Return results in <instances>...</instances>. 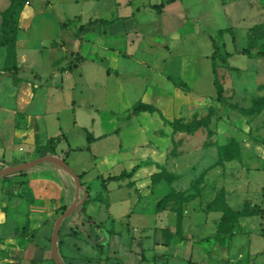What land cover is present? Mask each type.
<instances>
[{
  "label": "rangeland",
  "instance_id": "374dc122",
  "mask_svg": "<svg viewBox=\"0 0 264 264\" xmlns=\"http://www.w3.org/2000/svg\"><path fill=\"white\" fill-rule=\"evenodd\" d=\"M28 1L18 23L22 78L17 84L11 73L0 78V170L54 155L58 142L88 145L86 127L106 135L92 144L109 156L95 160L91 152L74 151L67 163L87 170L94 177L90 194L101 195L105 186L95 177L125 172L141 142V164L150 167L151 181L164 183L161 207L175 219L177 241L166 248L150 232L134 240L125 219L115 225L122 236L85 223V241H76L79 264H264V218L236 215L252 204L264 210V56L258 54H264V0H174L160 12L150 6L166 0ZM16 2L0 0V25ZM117 18L124 19L126 33L109 27L116 22L81 29L89 20ZM54 39L68 46L61 65L74 66L49 78L52 61L63 54L51 47ZM214 42L219 54L213 56ZM5 54L0 46V57ZM32 70L43 78L36 79L39 89L33 87V105L43 114L25 104ZM138 100L157 111L131 114ZM187 124L196 128L184 130ZM24 171L0 177V264H54L51 244L41 258L44 239L37 231L33 241L30 226L33 221L38 230L50 207L57 214L70 208L77 184L47 161ZM83 198L80 189L78 201ZM116 198L111 201L122 210ZM72 218L62 234L66 224H75ZM60 255L69 263L62 247Z\"/></svg>",
  "mask_w": 264,
  "mask_h": 264
},
{
  "label": "crops",
  "instance_id": "0c3cea01",
  "mask_svg": "<svg viewBox=\"0 0 264 264\" xmlns=\"http://www.w3.org/2000/svg\"><path fill=\"white\" fill-rule=\"evenodd\" d=\"M153 4H156V3H152V5ZM134 14H135L134 11L131 12V14L130 13L124 14V15L119 14V18H125L128 15L133 16ZM23 16L24 15L22 12L21 21H22ZM119 18H117V20L115 21L116 23L114 25H111L109 27H117L118 28V34L119 33H126V26L124 24V19L120 20ZM1 22H2V20H1ZM0 28H1V25H0ZM133 29L137 30L138 27L133 28ZM114 35H116V34H114ZM114 35H112L110 37H114ZM17 39H18V35H17ZM63 41L64 40L54 39L51 42V47L52 48H62L63 54H62V57L60 59H55L52 61V65L55 68V70H54V72H51L49 74V78H53V76H56L57 74H59L56 71L66 72V71H64L66 66L61 65V64H62V62H65L64 57L67 53L66 49L68 46H67V44H64ZM52 44H54V45H52ZM16 52H17V63L20 67V71L18 72V81L15 82L13 79V76H12V80L17 84V83H19L20 79L22 78V77H20L19 74L22 70V67L20 66V63H21L20 59L23 58V56L20 57V55L18 53L17 45H16ZM7 54L8 53H7V49H6V54L3 55V57H0V66H2V64H3V67H4ZM22 60H24V59H22ZM57 61L59 63H56ZM3 67H0V68H2L1 70L4 73ZM5 74H7V73L5 72L4 75H0V78L3 76H6ZM28 78H30L32 80V82H29V84L31 86L30 87L31 93H30L29 98L26 96V99L28 98L27 99L28 101H26L25 104H27L29 102L28 103L29 107H31L33 109V107H34L33 104H34V101H35L37 93H38V90L34 91L33 87L36 89H39L41 86V83L37 82L36 79H41V81H43V78H42V75L35 70H32V75L31 76L29 75ZM167 85H170V82ZM154 90L159 91L157 89H154ZM144 93H146V91H144ZM155 93L156 92H154V94ZM155 95H157V94H155ZM138 102H143V101L138 100L136 103H138ZM136 103H134L132 105V108ZM143 103H145V102H143ZM147 104H149V103H147ZM151 105H154V104H151ZM34 110L37 111V113H41V114L44 113L42 110H36L35 107H34ZM84 128L87 132V136L89 133H92L88 128H86V127H84ZM65 133L67 134V132H65ZM93 135L95 137H98L96 134H93ZM67 136H68V140L70 141L69 134ZM140 143L136 142L133 149H132V154H129V156H128L129 157V159H128L129 163H128L127 167L125 168L126 170L124 169L125 172H119V173L99 172V174L95 177V178H99V177L102 178L101 181H103V185L105 186V189H104V191H102L101 195H99V194L95 195L96 193L95 194L93 193V195L90 194L91 192L89 191L88 184H91L90 181L94 177L92 176V178H91V176H89V172L87 170L81 169V170L77 171V169H73L71 167L78 175L82 176L81 183L84 187H85V185L83 183L87 182L86 183L87 188L85 187V189L87 191V197L90 196V201L85 205L84 210H82L80 214L77 215L76 213H73L70 215V217H73L72 219H76V222L74 225H72L74 220L70 221L69 224H66L63 234H62V228H63V225H64L66 218L63 220V223L61 225L60 233H59V237H58V251H59V255H60L61 254V247L64 248L65 256L68 258L69 263L65 262L61 255H60V257L65 264L82 263V262L77 261L76 250L79 249V247H78V243L76 241H77V239L80 241H85L84 234L85 233L88 234V231H86V230L83 231L84 227H82V226L85 223L90 224V225H92V224L96 225L97 224L98 228L107 229L109 231V233L112 235L122 236L123 232H124L123 229L120 230L118 228H115V225L117 222H122L123 219H125V220H128V222H127L128 223V229H127L128 233L130 232L133 234L131 237H133L134 240H138V239L142 238L143 235H148L147 233L150 232L155 236V244L156 245H161V246L166 248V247H171L172 243L174 241H177V238L174 235L175 230L173 228V223L175 222L174 221L175 219L173 217L172 210L161 207L163 198L166 194L165 185H164V183H162L160 181L157 182L155 185L151 184V183H153V181H151V177H148V174L149 175L152 174V172L150 171V167L141 164L142 161L140 159V154H139V148H140L139 144ZM93 144H95V143H93ZM93 144L90 145V150H82V151L91 152L94 159L95 158H97V159L101 158L102 159L103 157H105L104 160H106V158L109 155H106L103 153H98L97 151H95L93 148ZM86 146L87 145L72 146L71 144L66 146L65 141L58 142L57 149H56L57 153H55L54 156H57V157L65 160L67 162V158L70 155V153L74 152V151H70V148H78V147H86ZM120 147H121V145H120ZM120 151L122 152L121 149H120ZM117 158L119 160L117 159L118 161L116 164L119 165L121 160H122V155L117 156ZM139 164H141V166H139ZM13 166H16V165H5L4 167H2V169L13 167ZM110 177H116V179H109ZM121 192H125L128 196L127 195L122 196L120 194ZM114 193H116V195L118 197V198H116V201H120L121 203L124 204V206L122 207V210H121L120 206H118V207L115 206L116 202L113 203V201H111V197H113V196L116 197V195H113ZM125 201H127V206L125 205ZM74 202H75V200L72 199V201H70L68 204L72 205ZM129 202L131 203V205L129 204ZM63 205H64V203H63ZM63 205H60V206H63ZM129 205H130V207H129ZM60 206H55V207L57 208ZM52 208L53 207H50L49 210L43 212L44 213L43 214L44 220H43L41 227L38 230L34 229V222L33 221L31 223L30 230H29V231H31V239L33 241L35 240L37 233L41 231V234H42L41 237L44 239V241H43L44 243L42 246V249H43L42 258L43 259L45 258L44 253H45V256L48 255V253H50L48 251L49 250L48 245L51 244L49 241V237L52 236L53 226H55V222H56L59 214H61V212H62V209H61L59 211V213L57 214L56 209H52ZM116 209L118 211H116ZM101 213H103V215L100 218ZM79 221H81L80 222L82 224L81 227L79 226ZM149 224L151 225V227H148ZM104 225L106 226L105 228H104ZM137 225L139 227H137ZM140 225H142L144 227L142 228V227H140ZM130 226L133 229H131ZM185 230H186V228H185ZM61 235H63V236H61ZM185 240H186V238L183 239V242ZM35 248L37 249V247H35Z\"/></svg>",
  "mask_w": 264,
  "mask_h": 264
},
{
  "label": "trees",
  "instance_id": "16d2710c",
  "mask_svg": "<svg viewBox=\"0 0 264 264\" xmlns=\"http://www.w3.org/2000/svg\"><path fill=\"white\" fill-rule=\"evenodd\" d=\"M174 0H166L165 2H162L160 4H153L150 6V8L156 9L158 12H160L162 9H164L168 4H170L171 2H173ZM28 0H17V2L14 4V6L12 8H10L9 10H7L3 15H2V22H1V28H0V46H3L4 48L7 49V57H6V62L4 64L3 67V71L6 73H11L13 76V79L15 82L18 81V72L20 71V67L17 63V52H16V45H17V35H18V23L21 17V14L24 10L25 5L28 3ZM116 20L113 21H107L105 19H94V20H89L88 22H86L85 24H83L81 26L82 28H86V27H90L93 26L95 24H98L100 22L102 23H107V24H113L115 23ZM261 25H257L256 27H254L252 29L253 32H257V29L260 28ZM54 45V44H52ZM215 45V52L213 54L214 55H218L219 54V50L217 49V45L214 42ZM82 47V43L80 44V48ZM247 52V51H246ZM248 53V52H247ZM259 56H264V54L262 53H258ZM73 64H70L68 66V68H65L64 71L67 70H72L73 69ZM107 72L109 73V70H107ZM216 83V82H215ZM217 85V83H216ZM218 99L219 101H223V96H222V90L221 88H218ZM240 111L245 112L247 110H245L244 108H238ZM157 108L154 105L151 104H147V103H143V102H138L136 103L133 108H132V112L131 114L133 115H138L141 112H156ZM131 116L129 115V118ZM196 128L195 124H187L185 126H183L184 130L187 131H193ZM106 135L100 136V137H95L92 133H89L87 136V140H88V145L86 147H78V148H70V151H82V150H90V145L94 142L97 141L98 139L105 137ZM227 160H231L230 156L227 157ZM55 166L59 167L58 165L54 164ZM25 171L22 172H18V173H13V174H9V175H5L3 176L4 178H9L15 174H24ZM80 179L82 178L81 175ZM157 177V174H155L153 176V179ZM109 179H116V177H110ZM153 183H156V180L153 181ZM263 195H264V189H263ZM90 201V196L87 197L86 201L81 204L77 210L74 213H77L79 211L84 210L85 205ZM252 208H254V211L252 210ZM63 212L67 209L65 206L62 208ZM250 209V208H248ZM246 210L245 212H239L236 215L238 216H248V215H260L262 218H264V210L256 205V204H252L251 205V210ZM60 242V241H59ZM39 249V248H38ZM39 250H41V258H42V254H43V249L40 248ZM38 250V251H39ZM53 263H55V261L53 260Z\"/></svg>",
  "mask_w": 264,
  "mask_h": 264
},
{
  "label": "water",
  "instance_id": "95a60500",
  "mask_svg": "<svg viewBox=\"0 0 264 264\" xmlns=\"http://www.w3.org/2000/svg\"><path fill=\"white\" fill-rule=\"evenodd\" d=\"M46 161L54 163V164L58 165L59 167L65 169L68 173H70L73 176V178L77 184V198L75 199V202L72 204V206L70 208H68L66 211H64L57 218L55 226H54L53 234H52V239H51V250H52V256H53L55 263L56 264H65L64 262L61 261V258L59 256L58 237H59L60 228H61V225L63 223V220L65 218H67L68 216H70L71 214H73L77 210V208L85 202V200L87 198V191L81 183L80 176L71 168V166L65 160H63L57 156H54V155H46V156H41L39 158L33 159L29 162H26V163L18 165V166L4 168V169L0 170V177L5 176V175H9V174H13V173L22 172V171L27 170V169H29V168H31V167H33V166H35L41 162H46ZM80 189L84 192V198L79 202L78 198H79Z\"/></svg>",
  "mask_w": 264,
  "mask_h": 264
}]
</instances>
